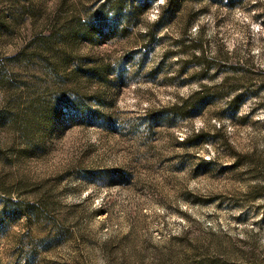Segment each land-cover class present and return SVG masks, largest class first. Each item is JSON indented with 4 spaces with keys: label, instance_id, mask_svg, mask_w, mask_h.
Here are the masks:
<instances>
[{
    "label": "rangeland",
    "instance_id": "obj_1",
    "mask_svg": "<svg viewBox=\"0 0 264 264\" xmlns=\"http://www.w3.org/2000/svg\"><path fill=\"white\" fill-rule=\"evenodd\" d=\"M0 0V264H264V0Z\"/></svg>",
    "mask_w": 264,
    "mask_h": 264
},
{
    "label": "trees",
    "instance_id": "obj_2",
    "mask_svg": "<svg viewBox=\"0 0 264 264\" xmlns=\"http://www.w3.org/2000/svg\"><path fill=\"white\" fill-rule=\"evenodd\" d=\"M170 2H171V0H167V2L165 3V5L161 7V11L159 13V18L160 19H162L166 15V13L168 12L166 10V8L167 7H170Z\"/></svg>",
    "mask_w": 264,
    "mask_h": 264
}]
</instances>
